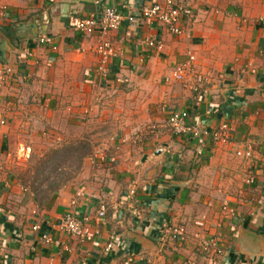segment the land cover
<instances>
[{
  "label": "crops",
  "instance_id": "1",
  "mask_svg": "<svg viewBox=\"0 0 264 264\" xmlns=\"http://www.w3.org/2000/svg\"><path fill=\"white\" fill-rule=\"evenodd\" d=\"M160 2L0 0V74L10 70L0 86V264H210L199 238L216 240L219 264H264V0H187L179 35L125 22L104 35L116 56L98 74L97 34L74 21ZM189 55L205 81L173 79ZM172 110L207 130L226 122L228 142L173 134L164 126ZM76 141L88 148L78 170L37 202L28 150L43 156ZM245 145L247 160L234 155ZM71 209L90 216L82 240L58 228ZM179 224L185 234L161 244L159 230Z\"/></svg>",
  "mask_w": 264,
  "mask_h": 264
},
{
  "label": "built area",
  "instance_id": "2",
  "mask_svg": "<svg viewBox=\"0 0 264 264\" xmlns=\"http://www.w3.org/2000/svg\"><path fill=\"white\" fill-rule=\"evenodd\" d=\"M187 0H162L160 3H155L149 6L143 7L138 15H132L129 11L122 12L118 9L105 6L98 17L89 15L82 18H77L73 27L76 31L91 35L97 34V41L93 46V53L97 58L96 71L100 75H104L106 72L107 63L109 60L116 56L114 49L110 43L105 40L104 35L118 28L123 23H131L139 18L144 24L150 25L154 23L161 24L163 28L172 35H179L186 31L187 25L181 24V15L184 13V6ZM49 36L43 35L38 38V42L41 44L48 45L50 49H54L55 46L50 42ZM148 47L159 50L162 46L161 42H154L152 40H146ZM26 55H31V52L24 48ZM192 56H188L187 62H179L175 64L172 68L171 75L174 80H181L186 72L192 74L197 81H205L207 78L196 74L195 70L191 66ZM10 70L4 69L0 74V86L4 80V76L8 75ZM264 104V94L261 99ZM4 120L0 119V124H3ZM164 126L175 135H188L193 138L196 137H209L216 142L227 143V134L230 130L229 125L226 122L221 123L216 129L207 130L205 128L195 127L188 123L187 113L183 110H172L167 116ZM149 130L154 129L153 126L148 128ZM234 155L247 160L251 158V148L245 145L244 148L235 149ZM244 182L250 184L253 182V177L247 174L244 177ZM132 192V190H131ZM222 211L232 214V211L227 209L226 205L223 204L220 208ZM105 206L100 204L95 212V217L101 218L104 214ZM90 216L88 214L81 215L76 209H71L70 211L64 213L58 220V228L65 232L69 236H73L78 240H82L84 237L83 226L89 221ZM196 226L203 227L204 223L202 219L194 222ZM38 226H32V229H37ZM185 234V227L183 225H167L159 230L158 240L161 244L165 243L167 240H177ZM40 238L44 242H49L50 237L47 234H42ZM111 241L105 244V251H108L112 246V236ZM199 246L204 253H211L210 264H219L217 262V256H219L222 251L218 246L216 240L199 238ZM216 259H215V258ZM126 256H123L122 262L116 264H127Z\"/></svg>",
  "mask_w": 264,
  "mask_h": 264
},
{
  "label": "trees",
  "instance_id": "3",
  "mask_svg": "<svg viewBox=\"0 0 264 264\" xmlns=\"http://www.w3.org/2000/svg\"><path fill=\"white\" fill-rule=\"evenodd\" d=\"M87 144L76 141L64 146L48 149L40 159L36 160L32 168V177L27 182L35 200L38 202L44 194L55 191L78 170L81 158L87 154ZM50 179V182L47 180ZM46 181V189L40 185Z\"/></svg>",
  "mask_w": 264,
  "mask_h": 264
},
{
  "label": "rangeland",
  "instance_id": "4",
  "mask_svg": "<svg viewBox=\"0 0 264 264\" xmlns=\"http://www.w3.org/2000/svg\"><path fill=\"white\" fill-rule=\"evenodd\" d=\"M46 151H44L43 153H45ZM28 154H29V157L27 158V167H26V171L24 173H25L26 176L30 173V175H28L29 176V180H30V178L32 177L31 169L34 166L35 161L40 159L42 155L41 154L40 155L33 154L31 149L28 150Z\"/></svg>",
  "mask_w": 264,
  "mask_h": 264
}]
</instances>
